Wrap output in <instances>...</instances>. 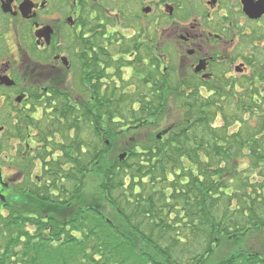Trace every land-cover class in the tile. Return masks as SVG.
<instances>
[{
	"label": "flooded vegetation",
	"instance_id": "flooded-vegetation-1",
	"mask_svg": "<svg viewBox=\"0 0 264 264\" xmlns=\"http://www.w3.org/2000/svg\"><path fill=\"white\" fill-rule=\"evenodd\" d=\"M199 94L214 123L243 105L259 115L264 0H0L1 219L13 196L21 208L49 190L58 207L53 164L64 151L54 142L67 119L96 120L97 106L132 99L148 119L122 130L165 142L190 106L178 95Z\"/></svg>",
	"mask_w": 264,
	"mask_h": 264
},
{
	"label": "trees",
	"instance_id": "trees-1",
	"mask_svg": "<svg viewBox=\"0 0 264 264\" xmlns=\"http://www.w3.org/2000/svg\"><path fill=\"white\" fill-rule=\"evenodd\" d=\"M176 101L190 106L165 142L152 131L140 139L141 130H122L145 118L132 99L97 106L96 120L67 119L54 142L64 151L53 164L58 207L44 197L49 190L26 196L21 208L13 196L8 218L0 216V264H264V250L250 245L264 231V106L255 105L256 120L254 105L242 115L222 110L219 128L200 94ZM98 171L121 223L81 199Z\"/></svg>",
	"mask_w": 264,
	"mask_h": 264
},
{
	"label": "rangeland",
	"instance_id": "rangeland-1",
	"mask_svg": "<svg viewBox=\"0 0 264 264\" xmlns=\"http://www.w3.org/2000/svg\"><path fill=\"white\" fill-rule=\"evenodd\" d=\"M216 114L217 115L215 116V119L219 116L218 113H216ZM216 124L220 125L221 123L217 122ZM238 126L239 125H237L234 129H237ZM145 134H146V132H140V133H138L137 138L144 139ZM119 140H121V139H119ZM120 142H123V140H121ZM245 167L246 166H244V169H245ZM101 179H102V174L100 173V171L89 175L86 179V182H85L86 189H85V192L83 193L84 196L81 199L85 200L87 202V204L94 203L95 205H97L98 210H100L102 213H104V215H106L108 218H110V219L112 218L116 222L119 221V223H121V220H120L117 212L115 211V209H113L111 204H109L107 202L104 195L100 193ZM28 229H30L31 232H33L35 230V229H32L31 227H29ZM259 232L257 233V236L254 237V235H255V233H254L250 237V245H251V248H253V249H256V250L263 249L264 250V231L262 230L261 234H259ZM134 242L136 244H139L138 240L136 238H134Z\"/></svg>",
	"mask_w": 264,
	"mask_h": 264
},
{
	"label": "water",
	"instance_id": "water-1",
	"mask_svg": "<svg viewBox=\"0 0 264 264\" xmlns=\"http://www.w3.org/2000/svg\"><path fill=\"white\" fill-rule=\"evenodd\" d=\"M126 156H127V154H123L120 156V159L123 160V159H125Z\"/></svg>",
	"mask_w": 264,
	"mask_h": 264
}]
</instances>
